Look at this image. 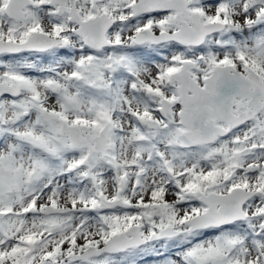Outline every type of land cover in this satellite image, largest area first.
Wrapping results in <instances>:
<instances>
[{
    "label": "snow or ice",
    "instance_id": "snow-or-ice-1",
    "mask_svg": "<svg viewBox=\"0 0 264 264\" xmlns=\"http://www.w3.org/2000/svg\"><path fill=\"white\" fill-rule=\"evenodd\" d=\"M0 264H264V0H0Z\"/></svg>",
    "mask_w": 264,
    "mask_h": 264
}]
</instances>
